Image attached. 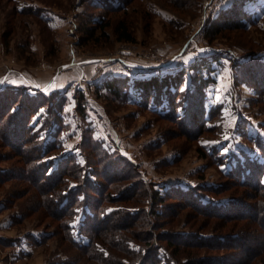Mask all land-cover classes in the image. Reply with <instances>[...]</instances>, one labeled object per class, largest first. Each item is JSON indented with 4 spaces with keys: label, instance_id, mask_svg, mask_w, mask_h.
<instances>
[{
    "label": "rangeland",
    "instance_id": "1",
    "mask_svg": "<svg viewBox=\"0 0 264 264\" xmlns=\"http://www.w3.org/2000/svg\"><path fill=\"white\" fill-rule=\"evenodd\" d=\"M107 3L123 0H0V89H10V97L21 91L13 108L0 118V129L21 121L14 112L23 109V102L29 105L31 111L21 116L27 119L22 129H32L28 133L33 146L24 153L32 156L39 141L42 153L36 164L52 172L73 155L70 168H83L76 178L68 177L67 197L86 177L99 182L105 178L93 167L106 164L104 169L116 168L114 176L131 175L163 194L174 186L223 200L264 199L224 175L238 163L244 167L249 161L264 162V97L249 74L264 67V0H129L123 9L108 12L103 9ZM232 6L246 14L241 16L242 26L223 25L210 37L207 28L222 24V11ZM104 14L111 23L108 35L99 30L86 33L90 20ZM121 19L133 41L116 38L114 27ZM201 58L208 63L202 70L189 67ZM183 68L185 76L172 109L176 115L185 113L190 93L198 89L191 76L200 73L208 79L202 94L206 130L198 136L162 115L172 106L168 96L153 91L146 100L145 91L135 84ZM114 77L119 82L116 95L105 86ZM52 104L54 115L48 111ZM49 142L55 149L46 154ZM27 163L0 136V264H65L68 254L76 251L62 243L57 221L34 207L33 188L20 175ZM124 181L119 182L127 186ZM211 185L221 190L213 192ZM80 195L84 206L76 209L71 221L78 235L84 211H91L85 193ZM179 201L165 199L164 208L171 212L156 218L162 231H229L231 224L214 228L217 219ZM137 203L127 206L136 210L148 205ZM104 205L111 210L126 204ZM248 221L239 220V229ZM250 229L251 236L264 233L255 224ZM173 253L180 262L188 258Z\"/></svg>",
    "mask_w": 264,
    "mask_h": 264
},
{
    "label": "trees",
    "instance_id": "2",
    "mask_svg": "<svg viewBox=\"0 0 264 264\" xmlns=\"http://www.w3.org/2000/svg\"><path fill=\"white\" fill-rule=\"evenodd\" d=\"M128 1L123 0L122 4L107 3V5H103V9L107 12L121 10L128 4ZM171 3L176 6L174 2L171 1ZM94 6L97 7V5ZM245 15L236 6L225 9L220 17L221 20L223 19L222 24L220 21L207 28L210 37L216 36L224 28L223 25H228L230 28L241 27L243 24L241 16ZM104 18L105 14L99 19H91L90 24L92 25L85 29L86 33L92 35L96 30H99L102 35L107 36V28L111 23L109 19ZM39 19L41 20L40 17ZM114 30L119 41L134 40L124 19L115 25ZM205 60V58H201L191 63L189 67L200 71L203 66L208 65ZM258 68L260 70H254L249 74L257 92L264 97V67ZM184 76L185 69L183 68L176 72L142 79L135 84L145 91L144 98L146 100L153 91L168 96L172 108L167 107V111L162 112V115L177 120L189 135L198 136L206 130L202 94H204V86L208 79L202 78L200 73L191 76L192 81L197 83L198 91L194 90L190 93L192 101L186 106L185 113L176 115V112L172 111V109L174 110L173 104L177 100L176 95L179 93ZM194 82L192 83L195 84ZM105 86L115 95L119 93L117 78L108 79ZM7 92H10V89H0V118L6 116L5 112H9L13 108L12 102L21 95V91H18L13 94V97H10V93ZM83 100L84 93L82 92V95H79V106H82ZM25 103L21 104L23 109H20L18 113L14 112L16 113L14 116L20 117L21 121L16 123L14 121V125H6L4 131V128L1 127L0 136L4 137L9 145L15 147L17 152L21 153L28 162L20 175L22 178H26L33 188L36 202L34 207L41 209L57 221L59 230L57 232L61 235L62 243L67 248L76 251L73 254H68V261L65 264H264V233L251 236L253 230L250 229L255 224L261 228L259 233L264 232V199L260 198L253 203L239 197L223 200L206 195L199 189L186 190L174 186L165 189L163 194L159 189L148 188L147 182L143 180H132L131 175L114 176L113 170L116 168L109 165L111 170L104 169L108 168L106 164L101 168L93 167L94 173L105 176L100 179V182L88 180L85 176L84 182L80 181L79 187L74 188L68 197L65 196V190L69 188L68 177L76 178L78 174V169L72 170L69 165L74 156L69 155L68 161L62 162L57 169L50 172L48 167L45 168V166L35 163V159L41 152L38 147L39 141L34 143L36 150L32 156L28 155V151L26 154L24 153V148L33 144L28 133L32 129H22L25 128L27 119H23L24 116L22 118L21 116L24 111H28L27 113L31 111L29 105ZM27 106L28 108H26ZM48 111L53 115L56 114L53 104L48 106ZM0 126H2L1 122ZM52 149H55V143L49 142L44 152L48 154ZM201 150L205 155L204 150L202 148ZM92 161H89V164H92ZM82 169L79 167L78 171L81 172ZM263 173L264 162L249 161L244 167L238 163L224 175L233 184L245 186L253 190V194L264 198V183L261 182ZM78 177L82 180L80 175ZM0 179H2L1 175ZM122 180L128 181V185L124 186V183L119 182ZM220 187L211 185L209 189L218 192L221 190ZM143 188L144 190L141 191ZM82 192L86 195L85 201L89 204L91 211H84L85 219L78 230L80 235L78 238L79 235L71 221L77 213L76 209L79 206H84L83 198L80 195ZM168 197L181 198L178 203L189 204L196 207L198 212L206 218L217 219L218 222H215L214 228L231 224L229 231H221L222 233H206L199 230L162 231L159 227L160 221L156 218L167 216L171 212L170 208L167 210L164 208L167 206L164 201ZM106 201L113 204L125 203L126 205H115L119 207L107 210V206L104 205ZM137 202L148 205L141 206L136 210L127 206L128 204L138 205ZM245 219L250 221L244 223L239 229L237 222ZM232 221L234 223H229ZM204 224L209 225L207 222ZM250 238L259 245H252ZM173 251L178 254H187V260L180 262Z\"/></svg>",
    "mask_w": 264,
    "mask_h": 264
},
{
    "label": "snow or ice",
    "instance_id": "3",
    "mask_svg": "<svg viewBox=\"0 0 264 264\" xmlns=\"http://www.w3.org/2000/svg\"><path fill=\"white\" fill-rule=\"evenodd\" d=\"M14 82V81H13Z\"/></svg>",
    "mask_w": 264,
    "mask_h": 264
}]
</instances>
